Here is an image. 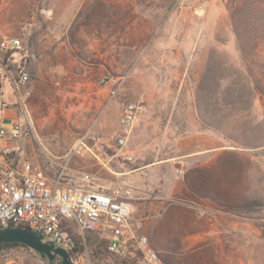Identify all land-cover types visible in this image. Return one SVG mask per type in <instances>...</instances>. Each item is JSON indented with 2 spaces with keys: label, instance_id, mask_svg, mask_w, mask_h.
I'll return each mask as SVG.
<instances>
[{
  "label": "rangeland",
  "instance_id": "rangeland-1",
  "mask_svg": "<svg viewBox=\"0 0 264 264\" xmlns=\"http://www.w3.org/2000/svg\"><path fill=\"white\" fill-rule=\"evenodd\" d=\"M4 37L22 47L0 51V66L14 73L25 64L30 76L21 101L9 83L2 85L12 112L18 116L22 102L27 114L9 158L43 168L67 162L99 186L132 187L134 206H147L143 191H150L164 205L231 214L264 237V0H0ZM211 61L221 66L215 76ZM105 76L118 79L114 93L101 83ZM214 79L222 94L211 93ZM132 102L140 110L129 163L118 156L114 137L121 107ZM85 133L100 141L91 152H74ZM148 221L138 222L135 236L149 238ZM73 234L85 264L125 263L107 252V230ZM218 240L225 250L245 249L244 264H264V239ZM217 245L211 239V251ZM179 246L171 258L158 253L163 264L192 256ZM0 264L48 262L15 246L0 250Z\"/></svg>",
  "mask_w": 264,
  "mask_h": 264
},
{
  "label": "built area",
  "instance_id": "built-area-1",
  "mask_svg": "<svg viewBox=\"0 0 264 264\" xmlns=\"http://www.w3.org/2000/svg\"><path fill=\"white\" fill-rule=\"evenodd\" d=\"M15 37L0 40V51L9 53L21 49ZM0 227L22 226L37 231L45 240L64 249L71 264H85L76 249L74 232L83 235L97 229L110 234L106 250L117 257H126L132 249L138 251L147 264H163L159 254L150 246L147 237L135 236L129 229L133 213L134 189L127 185L102 187L95 177L86 172H74L67 162L57 166L40 167L26 159L14 160L9 155L17 152L25 133L27 114L19 102V115L12 112L2 89L4 82L19 96V91L30 79L25 66L19 65L12 73L7 64L0 66ZM101 83L116 89L118 79L105 76ZM140 107L132 102L123 105L118 115V129L114 137L117 154L125 162H133L127 149ZM100 139L85 133L74 152ZM73 154V153H72ZM139 171L136 169L133 171ZM179 174H182L180 171ZM143 175H146L145 173Z\"/></svg>",
  "mask_w": 264,
  "mask_h": 264
},
{
  "label": "crops",
  "instance_id": "crops-1",
  "mask_svg": "<svg viewBox=\"0 0 264 264\" xmlns=\"http://www.w3.org/2000/svg\"><path fill=\"white\" fill-rule=\"evenodd\" d=\"M146 168L148 167L144 166L136 169L142 171ZM139 171L132 170L130 173ZM143 194H146L145 196L150 202L147 206L146 203L136 204L133 211L138 212V210H141L144 212L145 210L148 212V216L141 218L132 214L129 221L130 231L134 234L135 226L138 225L139 221L149 220L148 241L157 253L171 258L169 256L176 253L179 245L181 251L184 249L192 251L191 257L188 256L189 254L183 257L180 256L185 260L181 264H215L216 260H230V264H244L245 256H243V252L245 249L235 245V251L225 250L221 240L218 239H264L262 230L247 229L243 222L234 220L231 214L219 211H204L201 207L195 206H168L164 205L163 202H154L157 195L151 197L152 193L150 191H143ZM137 199H142V197ZM211 239H216V242H219L215 251H211ZM191 243H197V248L191 249ZM111 256L123 259L124 264H142L132 252L123 258Z\"/></svg>",
  "mask_w": 264,
  "mask_h": 264
},
{
  "label": "water",
  "instance_id": "water-1",
  "mask_svg": "<svg viewBox=\"0 0 264 264\" xmlns=\"http://www.w3.org/2000/svg\"><path fill=\"white\" fill-rule=\"evenodd\" d=\"M21 244L34 251L41 259L51 262L59 259L61 264H71L68 253L53 242L45 240L42 234L22 226L0 228V245Z\"/></svg>",
  "mask_w": 264,
  "mask_h": 264
},
{
  "label": "trees",
  "instance_id": "trees-1",
  "mask_svg": "<svg viewBox=\"0 0 264 264\" xmlns=\"http://www.w3.org/2000/svg\"><path fill=\"white\" fill-rule=\"evenodd\" d=\"M221 70V66L219 63H217V61H211V76H215V73H217V70ZM211 93L215 94L216 92H219L220 94H222L223 92L220 90V85L219 82L214 79V81L211 83ZM211 102L216 104V105H221L220 101L217 99V97H213L211 94ZM203 106L204 103L201 102L200 99L197 98V108L199 111V117L202 118V110H203ZM9 226H14L12 224H9ZM2 228V227H0ZM15 246H20V247H25L21 244H2L0 245V250L4 249V248H10V247H15ZM27 248V247H25ZM48 264H61L59 259H55L51 262H48Z\"/></svg>",
  "mask_w": 264,
  "mask_h": 264
}]
</instances>
